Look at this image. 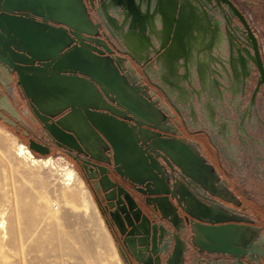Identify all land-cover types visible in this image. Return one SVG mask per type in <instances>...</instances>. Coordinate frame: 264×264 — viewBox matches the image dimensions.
Wrapping results in <instances>:
<instances>
[{
  "label": "flooded vegetation",
  "instance_id": "flooded-vegetation-1",
  "mask_svg": "<svg viewBox=\"0 0 264 264\" xmlns=\"http://www.w3.org/2000/svg\"><path fill=\"white\" fill-rule=\"evenodd\" d=\"M233 1L250 24L238 0ZM179 2H183L186 13L191 5L197 13L193 73L199 82L201 77L209 85L174 87L172 105L165 102L161 93L159 96L163 100L153 95L150 87L152 103L145 98L140 99L141 104L148 108V113L137 110L131 107L125 93L130 90L129 87L138 86H129L124 82L114 92L112 87L115 86H100L92 79V82H84L81 79L85 76L84 70L89 73H94V70L79 62L63 60L59 64L62 74L83 81L85 84L81 82L78 87L87 88L83 93L78 90V96L57 101L54 110L57 114L48 123L62 119L65 129L75 132L74 136L72 132L59 128L62 132L56 130V133L70 145L57 141L35 114L31 95L29 97L19 84L18 70L29 75L33 70L44 72L53 66L50 60H35L31 64L32 57L17 50L19 22L14 20L12 27L4 25V4L1 2L0 87L15 81L21 89L20 98L27 103L41 128V133L35 134L32 139L48 146V154L59 150L72 160L73 166L89 185L124 264H187L188 256L194 263L202 261V264H210L221 261V258L227 261L228 258L233 259L234 264H242L233 254L209 250L228 248L223 239L209 248L196 243L197 222L215 226L243 224L261 227L250 217L253 214H246L249 207L247 199L240 193L224 164L222 152L219 161L212 163L194 137L210 134L211 115L216 113L214 106L218 103L222 111V115H218L222 121L218 125L219 133L232 134L229 124L236 121L242 146L247 145V138L259 143L249 133L248 125L255 117L253 114L264 83H260L259 69L244 50L247 44L254 53L243 23L234 18L232 25L229 24L221 11L217 13L219 20H214L203 0ZM89 12L94 20L91 9ZM34 29L28 30L29 36L34 35ZM252 31L258 39L264 61L259 37L253 28ZM66 41L70 43L71 40ZM63 43L58 46L59 54L64 55L68 47ZM230 47L234 49L233 56ZM242 56L246 58L245 67ZM136 58L140 60V57ZM19 60L30 64H20ZM132 66L140 69L134 61ZM146 67L149 70L150 67ZM109 71L117 73L112 66H109ZM256 73V83L254 87H249ZM45 77L49 80L48 75ZM128 107L136 111L137 116L128 111ZM232 107L235 119L227 115ZM199 117L209 123H200ZM156 146L166 147L171 157L157 150ZM230 218L236 220L228 221ZM240 254L243 261L257 256Z\"/></svg>",
  "mask_w": 264,
  "mask_h": 264
},
{
  "label": "water",
  "instance_id": "water-1",
  "mask_svg": "<svg viewBox=\"0 0 264 264\" xmlns=\"http://www.w3.org/2000/svg\"><path fill=\"white\" fill-rule=\"evenodd\" d=\"M203 1L207 8H210L214 20H219L217 13L221 11L229 24L232 25L234 18L243 23L252 41L254 53H251L247 44L244 50L249 60H252L259 69L260 83H264V61L259 42L244 13L233 0ZM0 2L4 4L2 8L4 25L12 27L14 20L19 22L17 50L23 55L31 56V64L35 60H50L53 66L51 70L44 72L33 70L29 75L18 69L19 84L23 86L29 97L31 95L35 114L59 142L70 145L56 133V130L62 132L59 128H63L65 132H72L74 136L75 132L65 129L66 126L62 119L51 124L48 120L57 114L54 110L60 98L78 96V90L81 93L85 92L87 87H78L81 82L88 83L94 80L100 86L104 84L115 86L112 87L114 92H117L124 82L129 86H138L129 87L130 90H126L125 97L131 107L145 113H148V108L141 104L140 99L145 98L148 103H152L150 86L154 88L153 95L160 97L161 93L164 99L172 105V91L163 87L158 81V76L149 72L147 65L148 67L156 66L161 77V72L168 71L170 84H174L175 87H181L183 83L194 87L196 78L193 73V51L195 49L193 39L197 31L198 17L193 5L186 13V7L179 0H0ZM58 2H64V7L60 8ZM89 9L94 15V20ZM33 27L35 28L34 35L31 37L28 30ZM66 39H70V43ZM63 42H67L65 47H68L64 55L59 54L60 47L58 46ZM73 42L76 43L72 44ZM233 51V47H230L231 56H233ZM134 53L139 54L140 60L135 57ZM242 57L245 67L246 58ZM63 60L79 62L94 70V73L84 70L85 76L81 77L84 82L70 78L62 74L63 71L59 64ZM132 61L138 65L148 83H143L140 75L136 76L138 68L132 66ZM18 63L30 64L25 60H19ZM109 66H112L117 73L108 72ZM21 67L33 69L28 66ZM46 75L49 80L45 77ZM199 79L200 87H206V81L203 82L201 77ZM160 99L163 100L162 97ZM127 110L135 116L138 114L129 107ZM29 146L40 154L49 153L48 146L34 139L30 140ZM171 147L174 149L172 145ZM156 148L171 157L166 147L156 146ZM209 166L212 167V165ZM234 220L236 218L228 219V221ZM196 227L195 240L203 248H209L223 239L229 246L228 248L209 250L233 254L242 264L245 262L240 253L260 254L255 247L257 244L255 240H258L261 230L258 227H254L258 230L251 239H249L250 226L243 224L215 226L197 222Z\"/></svg>",
  "mask_w": 264,
  "mask_h": 264
},
{
  "label": "rangeland",
  "instance_id": "rangeland-1",
  "mask_svg": "<svg viewBox=\"0 0 264 264\" xmlns=\"http://www.w3.org/2000/svg\"><path fill=\"white\" fill-rule=\"evenodd\" d=\"M259 37L264 57V0H238ZM258 73L249 83L254 87ZM15 80V78H14ZM225 84L227 82L224 81ZM0 224L4 219L10 239L18 243L24 235L25 253L0 257V264H124L117 243L103 217L93 193L72 160L59 150L43 155L33 151L29 142L40 134V125L27 103L20 98L15 84L0 87ZM214 99V98H213ZM233 107L228 117L235 119ZM254 119L248 125L255 143L247 138L242 146L236 121L229 124L222 152L224 164L247 199L246 214L256 220L264 236V88L261 90ZM231 125V126H230ZM215 128L212 127V130ZM231 135V136H230ZM20 143L26 144L36 157H52L50 167L34 166L18 155ZM71 167L76 178L68 183L64 169ZM16 198L17 208L14 199ZM246 203V201H245ZM53 214L50 215L51 210ZM26 216V217H25ZM2 227H0V237ZM255 240L258 242L260 240ZM217 257L216 255H213ZM219 257V256H218ZM187 264H202L191 262ZM245 264H264V255L248 257ZM233 259L210 264H234Z\"/></svg>",
  "mask_w": 264,
  "mask_h": 264
},
{
  "label": "bare ground",
  "instance_id": "bare-ground-1",
  "mask_svg": "<svg viewBox=\"0 0 264 264\" xmlns=\"http://www.w3.org/2000/svg\"><path fill=\"white\" fill-rule=\"evenodd\" d=\"M138 56L139 54L136 53ZM165 75L164 77H169V73L168 71L165 70ZM207 85H209V83H207ZM174 84H170V86L168 87L172 92L174 91ZM210 87H212L210 85ZM17 152L18 155L26 160H29L32 165L34 166H40V167H50L51 165H53L55 163V160L52 157H46V158H42V157H36L34 156V154L32 153V151L30 150V148L24 144V143H20L18 145L17 148ZM76 171L71 168V167H66L64 169V176L65 179L68 181V183H70L72 180H74L76 178ZM72 184V182H71ZM16 202V198L14 199V203ZM17 203H15V208H17ZM53 209L51 210L50 215L53 214ZM26 217V216H25ZM0 227H2V231H1V237H0V257L3 258H10L15 254H18L20 257L23 256V254L25 253V244L23 239L25 238L24 235L22 233L18 234V243H14L13 241H11L10 239V234L7 230L6 227V221L3 219ZM257 228L254 227H250V231H251V235L249 236V239L253 238L257 232ZM255 247L258 249V252L260 254L263 255L264 253V236H262L260 238V240L257 242V244L255 245Z\"/></svg>",
  "mask_w": 264,
  "mask_h": 264
},
{
  "label": "crops",
  "instance_id": "crops-1",
  "mask_svg": "<svg viewBox=\"0 0 264 264\" xmlns=\"http://www.w3.org/2000/svg\"><path fill=\"white\" fill-rule=\"evenodd\" d=\"M58 3H59L58 5H60V8L64 7V5H65L64 2H58ZM61 18H63V17H61ZM134 55H135V57L139 58V56L136 53H134ZM149 72H153L154 75L158 76V81L162 83L163 87H169L170 86V79H169L170 77H164V76H166L165 72H161V75L163 78L160 76L159 70L156 66H151L149 68ZM139 75H140V78L143 79V83H148L146 77L143 75V73L141 72L140 69H138V74H136V76H139ZM194 76L196 78V82L194 84V87H200L198 77L195 74H194ZM150 87L154 91L153 86H150ZM181 87H189V86L187 84L183 83V84H181ZM165 102H166V100H165ZM195 103L197 104V101ZM214 108L216 110V113H213L211 115L210 126L214 127L215 129L214 130L211 129L210 134L197 135L194 137V139L200 143L202 152L208 158H210V161L212 163L215 164V163H217V161H219V157L221 155V152H223L224 148H223V146H221L222 144L224 145L223 141H225V139L231 140L232 136L230 135L231 137H228V134L222 135L221 133L218 132V129H219L218 125L222 123L221 118L218 115H222V111H221V107L218 103L215 104ZM198 121L200 123L203 122L205 124L209 123L207 120H205V119L203 120L201 117L198 118ZM232 135H234V134L232 133Z\"/></svg>",
  "mask_w": 264,
  "mask_h": 264
}]
</instances>
